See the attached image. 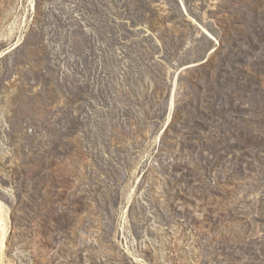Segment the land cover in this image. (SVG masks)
Masks as SVG:
<instances>
[{
    "label": "rangeland",
    "instance_id": "rangeland-1",
    "mask_svg": "<svg viewBox=\"0 0 264 264\" xmlns=\"http://www.w3.org/2000/svg\"><path fill=\"white\" fill-rule=\"evenodd\" d=\"M0 202V264H264V0H0Z\"/></svg>",
    "mask_w": 264,
    "mask_h": 264
},
{
    "label": "bare ground",
    "instance_id": "bare-ground-1",
    "mask_svg": "<svg viewBox=\"0 0 264 264\" xmlns=\"http://www.w3.org/2000/svg\"><path fill=\"white\" fill-rule=\"evenodd\" d=\"M3 211V204L0 202V213ZM2 214V213H1ZM0 214V215H1ZM1 222H2V235L0 237V243H1V256L3 258V248L4 246L6 245L5 241H7V234H8V231L7 228L4 226V218L1 216ZM2 264V263H1ZM4 264V263H3Z\"/></svg>",
    "mask_w": 264,
    "mask_h": 264
}]
</instances>
